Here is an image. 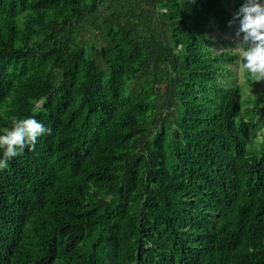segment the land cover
<instances>
[{"label":"trees","instance_id":"obj_1","mask_svg":"<svg viewBox=\"0 0 264 264\" xmlns=\"http://www.w3.org/2000/svg\"><path fill=\"white\" fill-rule=\"evenodd\" d=\"M244 3L0 0V134L52 130L0 170V264H264V101L210 34Z\"/></svg>","mask_w":264,"mask_h":264},{"label":"clouds","instance_id":"obj_2","mask_svg":"<svg viewBox=\"0 0 264 264\" xmlns=\"http://www.w3.org/2000/svg\"><path fill=\"white\" fill-rule=\"evenodd\" d=\"M237 22L234 39L241 66L254 82L264 80V0H245L229 24ZM51 131L34 117H13L11 128L0 134V170L8 168L9 160L27 147H34L39 137L50 135Z\"/></svg>","mask_w":264,"mask_h":264},{"label":"rangeland","instance_id":"obj_3","mask_svg":"<svg viewBox=\"0 0 264 264\" xmlns=\"http://www.w3.org/2000/svg\"><path fill=\"white\" fill-rule=\"evenodd\" d=\"M213 30L210 31L212 35V44L213 48L218 50L230 49L235 52H238L236 48L237 44L234 39L236 29L238 25L233 26L228 31H221L215 23L211 24ZM221 40V42H220ZM222 40L226 41V44L222 42ZM241 58L238 57L237 61L231 65V69L233 71V76L230 84L238 83L242 87L243 92V107L261 105L264 101V80L255 83L247 82V77L245 74V69L242 68ZM264 137V126L258 129L254 134V139L256 141L261 142Z\"/></svg>","mask_w":264,"mask_h":264}]
</instances>
